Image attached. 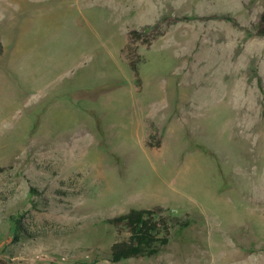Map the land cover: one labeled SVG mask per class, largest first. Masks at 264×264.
<instances>
[{
	"label": "rangeland",
	"instance_id": "rangeland-1",
	"mask_svg": "<svg viewBox=\"0 0 264 264\" xmlns=\"http://www.w3.org/2000/svg\"><path fill=\"white\" fill-rule=\"evenodd\" d=\"M263 9L0 0V260L264 264ZM212 13L233 20L183 19L135 43L134 74L129 31ZM157 206L169 243L113 262L107 219Z\"/></svg>",
	"mask_w": 264,
	"mask_h": 264
},
{
	"label": "trees",
	"instance_id": "trees-1",
	"mask_svg": "<svg viewBox=\"0 0 264 264\" xmlns=\"http://www.w3.org/2000/svg\"><path fill=\"white\" fill-rule=\"evenodd\" d=\"M226 19L233 20L227 13H212L209 15H194V16H172L164 15L154 25H148L145 28L133 29L128 33V43L125 46L129 65L134 74L140 77V55L137 51L135 43L142 41L150 42L151 37H156L159 28L163 24L179 22L183 19ZM257 33L264 36V9L260 15ZM4 52V44L0 33V55ZM165 209L157 206L150 209H132L126 214L108 218L107 220L117 230L121 238L117 239L111 247V260L120 262L130 258L151 257L157 255L162 246L170 241L171 237V222L170 218L164 214ZM128 232L126 238H122V234ZM15 238H18L16 236ZM0 264H7L0 260Z\"/></svg>",
	"mask_w": 264,
	"mask_h": 264
}]
</instances>
